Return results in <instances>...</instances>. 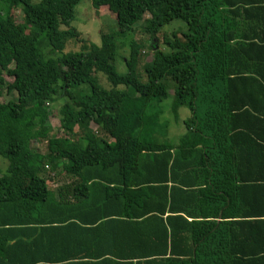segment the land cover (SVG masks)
<instances>
[{"label": "trees", "instance_id": "1", "mask_svg": "<svg viewBox=\"0 0 264 264\" xmlns=\"http://www.w3.org/2000/svg\"><path fill=\"white\" fill-rule=\"evenodd\" d=\"M79 1L0 0V97L16 95L0 102V264H264L242 249L243 222L228 220L241 194L262 189L244 186L238 164L264 161V0H91L116 31L46 58L43 40L50 54L77 40ZM176 19L186 30L158 49ZM137 27L151 50L145 82ZM170 94L174 120L190 114L175 144L158 140L151 111ZM46 168L71 180L50 191Z\"/></svg>", "mask_w": 264, "mask_h": 264}, {"label": "rangeland", "instance_id": "2", "mask_svg": "<svg viewBox=\"0 0 264 264\" xmlns=\"http://www.w3.org/2000/svg\"><path fill=\"white\" fill-rule=\"evenodd\" d=\"M11 14L13 15L17 23L22 22V18L18 10L13 9L11 11ZM113 14L114 13H112L107 8L94 9L91 5V0H80L74 6V18L69 25V28L73 29L76 32L77 40H74L72 37H68L65 40L64 50L61 53H54V54L49 53V49L46 46L45 41L43 40L40 46V49L43 55L46 58H53V59L61 60V55L63 53L77 51L80 49V46L83 45V43L91 44V45H99L101 34L112 33L116 31ZM148 17L149 15L146 14L145 18H148ZM185 30H186V26L184 22L177 20V19L172 20L170 23L163 26L161 28V31L156 36V39H152V40L154 41L158 49L166 51V48L163 47L162 45L163 37L170 36L172 32H175L178 35L180 31H185ZM133 38L136 39L143 46L140 61H139V66L137 67L136 74H137L138 79L141 82H145L146 78L142 71V66L150 59V56H151V50L148 48L149 37L143 34L139 30V27H137L135 34L133 33ZM80 40L83 43H81ZM126 56H127V50L124 47L118 53V56L115 61V67L117 69V72L120 74L125 73V67L121 61V57H126ZM68 74H69L68 70L62 72L61 74L62 80H63L61 81L62 85L63 83L67 81ZM96 77L98 78V81L102 87H104L105 89L112 88L111 85L105 81L103 74L98 73ZM6 81L7 82L10 81V79L6 78ZM168 87L170 91L173 90L174 83L172 82V85L168 83ZM116 89L125 90V91L129 90L128 88L122 85L117 86ZM15 98H16L15 94L12 93L8 95L5 93V91H3L0 97V102H7L8 100H11V99L14 100ZM172 100H173V97H172V94H170L162 102L157 103V104L153 103L151 105V111H156L157 113H159V117H158L159 121L157 123L158 125H156L154 128V130L157 133V138L161 139L162 142L177 143L178 138L184 133V127H183L182 121L188 118L190 114H189V111L183 107L178 110L177 119L179 120L175 121L171 113ZM61 103H63L62 100H59V102H55L52 104V109H54V111L51 114V117L49 118L48 123H47V127L50 128L51 135H54V136L62 135V131L60 129V124H59V117H58V110H59ZM31 146L34 150L39 151L41 153H44L46 150V144L43 141L32 142ZM0 169H1V173H5L6 161L2 159L1 157H0ZM57 174L59 176L64 175L61 171H59V173ZM57 174L51 172L49 168H46L44 172L45 177L50 178V180ZM47 184L50 189H53V187H51L52 185H54L52 182H50V184L49 183Z\"/></svg>", "mask_w": 264, "mask_h": 264}, {"label": "crops", "instance_id": "3", "mask_svg": "<svg viewBox=\"0 0 264 264\" xmlns=\"http://www.w3.org/2000/svg\"><path fill=\"white\" fill-rule=\"evenodd\" d=\"M158 140L161 139L158 138ZM109 142H112V140H109ZM238 165L246 168L243 172V176L247 178V181L244 183L246 185L244 186L256 184V186L262 187V189L256 191L249 190L245 194H241L240 205L232 207L231 217L228 220L232 219L234 222H243L238 228L243 233L242 249L248 255H252L255 252L257 255L264 254V161L251 160L250 162H242ZM260 177L263 179L258 180ZM70 180L65 174L63 176L57 174L51 180L48 178L47 183L50 184L52 182L54 184L51 186L53 189L49 187L48 189L53 191L62 184H67Z\"/></svg>", "mask_w": 264, "mask_h": 264}]
</instances>
